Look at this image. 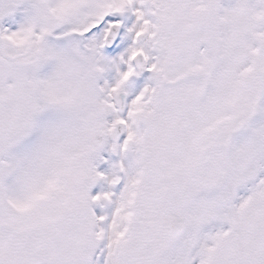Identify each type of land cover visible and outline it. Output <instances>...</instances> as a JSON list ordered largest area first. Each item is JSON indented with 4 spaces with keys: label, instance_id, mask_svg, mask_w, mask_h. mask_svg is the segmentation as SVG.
<instances>
[{
    "label": "snow or ice",
    "instance_id": "snow-or-ice-1",
    "mask_svg": "<svg viewBox=\"0 0 264 264\" xmlns=\"http://www.w3.org/2000/svg\"><path fill=\"white\" fill-rule=\"evenodd\" d=\"M0 264H264V0H0Z\"/></svg>",
    "mask_w": 264,
    "mask_h": 264
}]
</instances>
